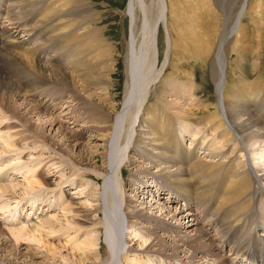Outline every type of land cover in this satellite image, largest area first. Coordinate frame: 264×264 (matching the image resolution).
<instances>
[{
    "label": "bare ground",
    "instance_id": "6f19581e",
    "mask_svg": "<svg viewBox=\"0 0 264 264\" xmlns=\"http://www.w3.org/2000/svg\"><path fill=\"white\" fill-rule=\"evenodd\" d=\"M4 1L6 2V0ZM243 1L241 11L236 16L232 28L230 22L225 21L216 54H213L214 46L208 43L212 36L210 32L208 33L209 41L207 40L202 45L192 44L193 46L197 45L195 50L198 51L193 52L202 60L206 61L207 59L208 62L212 54L214 55L212 64L216 73L214 74L216 103L213 101L215 105H211V103L209 107H203L208 110L214 109V113L212 112L214 116L209 121L213 131L205 136L209 124L205 125L204 123L207 121L202 120V117L196 118V111L194 112L191 108L177 111L176 113L182 115V118H179L175 114L176 117L171 115L162 104L164 101L168 103L170 101L168 97H172L175 93L170 87L161 84L153 92L152 86L155 83L152 82L154 78H152V73L160 72L156 67L158 58L160 59L159 53L156 51L159 48L160 25L165 24L167 19L168 4L166 0H157V13L155 12L156 8L153 9V5L149 7L145 0H129L128 2V8L124 15L128 16L130 21L127 65L128 72L130 69L131 85L129 83L122 111L117 112L115 120L112 116V113L115 112L113 111L114 106L111 104L113 95L110 94L116 87L114 80L111 79V77L115 78L113 71L115 65L112 62L113 59H109L110 50L115 46L110 50H108L109 48L104 50L101 38L98 39L99 37L95 36L97 33L94 34L85 25L82 27L74 25L71 22L72 18H77L80 13H76L75 9L70 11L67 0H49L47 3L45 2L46 4L40 11L44 0H9L8 3H3L0 0V11L1 6L3 8L2 14H0V69H2L0 79L5 90L15 97L37 100L38 107L33 103L38 109H36L38 112L35 110L37 115L44 111L57 114L61 110L60 113H62H58L60 114L58 119L63 118L61 121L58 120L59 122L76 126L82 123V129L69 133L70 136L67 138L72 140V137L75 138V136L71 134H78V139L76 137L73 140L78 144H74L75 146L82 145L78 140L83 138L85 131L88 134L92 132L97 134V137L93 138L95 142L102 141L106 145L103 146L104 160L98 171L89 170L88 166L86 169L83 168L84 163L90 162L92 159H89L92 155L85 152L84 156L82 153H76L79 156L77 159L80 164L77 161H71L70 167L67 165L71 170L82 172L83 177L88 180L91 179L98 184L103 182L104 190L101 192L95 186L79 180L75 183L78 193H75L77 197H74L66 190L71 185L61 187L60 193L56 195L59 198L62 218L41 219L36 226L40 233L37 232L39 235L33 236L34 240L44 244L47 251L44 258L56 259L58 250L63 247L68 250V254L73 252L70 259L63 257V263L66 264H75L77 261L76 264H119L116 260H118L122 244L125 243L124 250L134 262L128 264H229V261H231L230 264H264V82L256 80V82L248 83L246 79L244 80L245 75L242 76L239 73V64L233 67L231 63V68H229L230 64L228 63L227 45L240 32V26L246 14L245 9L249 3V0ZM78 18L77 20H82L80 17ZM52 42L61 44L60 46L63 48L61 52L64 54L58 50L55 53L53 49L47 53L46 46ZM173 46L176 47V45ZM66 49H70V51ZM106 50L109 52H105ZM111 52L114 54V51ZM10 60H12L11 67ZM179 64L184 68L182 62ZM9 67L10 69H8ZM27 71L36 74L42 80L32 78L34 81L30 82L29 75L23 74ZM191 71L184 72L191 75ZM178 73L182 74V70ZM235 77H241L244 80L243 84L239 83L241 80L231 85V79ZM45 81L57 82L63 92L60 95L44 92L40 86ZM80 83L85 87L100 85L102 88L103 85L106 86L102 88L103 92L96 91L97 100L103 101L104 106L95 105L96 107H94L98 109L94 113H80L75 108L77 96L73 91L80 86L78 85ZM85 91L87 92V90ZM175 91L180 93L182 89ZM149 95H153L155 100L158 99L160 104L154 102L152 105H148L145 109L147 115H144L140 120L141 127L135 129L134 123L139 115L137 109H141V105H144ZM81 96L82 94L80 98ZM89 100L90 103H93L91 99ZM258 100H261L260 106H256ZM200 106L202 105L200 104ZM35 108L33 107V110ZM40 109L42 110L40 111ZM10 111L0 106V116H2L0 118V139L4 143L0 152L17 153L19 151L18 161H22L30 155L32 157L36 153L43 156L44 152H52L57 157L63 156L57 150H53L54 153L52 147L47 145L48 143L45 144L43 140L32 135L27 124H23V121L16 118ZM16 112L18 111L16 110ZM18 114L20 115V112ZM37 115L35 116L37 117ZM55 121L52 124H57ZM105 133L108 134L106 140L103 139ZM187 136L193 142L186 148V154L188 150L191 151V154L201 150L205 153L201 152L200 160H190L188 157L182 159L184 163L181 164L178 161V148ZM176 137L180 138L179 143L176 142ZM60 141L62 142L63 138ZM87 143L91 148H95L91 142ZM133 144L132 151L134 153L127 155ZM228 146H233L234 149L233 155L226 159L224 152ZM97 147L99 146L97 145ZM181 156L183 157V155ZM236 156H238V160L235 159ZM31 159L33 160V158ZM36 161L33 165H26L28 169L26 183L20 185L24 189V193L27 192V196L35 192L38 193L40 189L51 188L53 183H48V181L55 179L60 173V170H57L59 169L58 163L54 158L48 162ZM149 163L158 164L159 168L156 169L154 175L150 176V179H146V182L163 190L159 192L158 196L168 194V197L164 195V198H170L172 202L180 201L181 204H184V208L173 210L171 206H167L169 202L166 199L161 203L152 200L151 192L145 193L144 198L141 196L137 198L130 197L129 194L127 196V191L123 192L121 189L123 187H119L121 189L119 191L116 190L119 183L116 178L118 170L124 173L126 168H131L130 170L149 172L153 167ZM46 169H50L52 173H46ZM1 171L0 168V173ZM2 178L3 176L0 177V192L10 196L17 194L16 188L19 184H3ZM65 183L67 184V181ZM136 184L135 186H139L144 183ZM145 186L150 187L147 183ZM168 188L176 191L164 192ZM128 192H132V189H128ZM251 192H255V196L263 201L248 202L246 196ZM134 194L137 195L136 192ZM192 197L195 198V203L193 200L191 201L192 212H189L187 210L190 206L187 200ZM45 198L37 202L38 207L43 205L48 196ZM80 198L81 200L85 199L89 206L83 205ZM165 202L168 203L165 204ZM45 206L52 208L50 204ZM37 214L36 211L35 215ZM95 214L100 217L104 215V220L98 221L97 217L94 220L92 215L94 217ZM223 215L224 218L220 219ZM123 217H125V225L122 222ZM205 218L207 220L203 221ZM242 219L244 220L242 221ZM143 220H145V225L140 224ZM62 221L63 223H61ZM147 222L148 225H146ZM216 222L221 229L223 228L222 232L219 229L220 235L212 234L216 227L213 225ZM247 224H250L251 232L248 234V230V232L246 231L248 236L241 237L238 232ZM99 225L102 228H99ZM12 229L10 232L16 237L18 243V237L24 235L27 228ZM122 231H127L125 238ZM163 231L171 233L160 235V232ZM81 235L87 236H84L85 238L82 240H80L82 237H78L77 240V236ZM103 237H105V245L99 242ZM62 238H65V242L62 241ZM140 238L142 241L144 240L143 243L138 242ZM50 239H61L60 241L64 244L59 248L57 244L51 243ZM9 240L11 239L7 231L0 225V253H2V246L8 247L6 243ZM47 240L48 242H46ZM67 241H70V244ZM226 248L229 251L225 256L223 253ZM75 251L82 254L79 260L76 259ZM21 254L20 251L19 254L11 255V258L6 256L5 260L0 257V264H23L21 260L25 255ZM34 256L39 257V252ZM27 258L30 259V263L37 264L33 256ZM215 258L217 259L214 261ZM45 262L49 264L48 261Z\"/></svg>",
    "mask_w": 264,
    "mask_h": 264
},
{
    "label": "rangeland",
    "instance_id": "374dc122",
    "mask_svg": "<svg viewBox=\"0 0 264 264\" xmlns=\"http://www.w3.org/2000/svg\"><path fill=\"white\" fill-rule=\"evenodd\" d=\"M2 1H3V3L9 2V0H6V2L4 0H2ZM47 1H49V0H44V3L40 7L39 11L47 3ZM166 1L168 4L167 19H166L165 24L160 25V28L158 31V43H159L158 46H159V48L156 51V53H159V57H160V59L158 58V62H157L156 67L159 69L160 72H153L152 73V78L154 77L156 79V80L154 78L152 79V82L154 81L153 84L155 83L152 86L154 88L153 92H154L155 88H159L161 86V84L170 87L171 90L175 93L172 95V97H168V100H170L168 103L166 101H164L162 104L169 110V113L171 115L175 114L179 118L180 117L182 118V115L176 113L177 111H180V110L184 111V110H188L190 108L193 109L194 112L196 111L197 112L195 115L196 118L202 117V120H204L205 122L207 121L204 124L205 125L209 124L208 132L205 134V136H206L213 131L212 130L213 128L211 127V123H209V121L214 116V114H212V112L214 113V109L208 110L207 108L204 109L203 107L204 106L209 107V105L211 103H212L211 105H215V103H216V93H215L216 91H215V85H214V79H215L214 74H216V73H215L214 65L212 64V62L214 60L213 54H216V52H217V49L219 46L218 43H219L220 34L224 28L225 21H228V23L230 22V27L232 28V26L235 23L236 16L241 11L240 9L242 8L244 1L243 0H166ZM67 2H68L67 4H68L69 10L72 11L75 9L74 11H76V13L77 12L80 13L78 17H80V19H82V20H77V19H79L78 17L74 18V19L72 18L71 22L74 23V25L77 24L76 26H78V27L80 25H81V27L85 25V27L88 30L93 31L94 34L97 33V35L95 34V36L99 37L98 39L101 38L100 40L104 46V50L107 48H109L108 50H110L111 48H113L115 46L113 49L110 50V53L112 54V56L110 54V57H109V59H111V60L113 59L112 62L115 65V66H113L115 78L111 77V79L114 80L116 87L114 88L113 91L110 92V94L112 93L111 95H113L112 96L113 101H111V104L114 106L113 111H115L113 113L111 111V113L113 114L112 116L115 120V116H117L118 113H120L122 111L124 100H125V97H126L127 92H128L129 83L131 85V81L129 78L130 69L128 72V65H127L128 64L127 42L129 40L128 34L130 31V21H129V17L124 15V13L126 12V10L128 8L129 0H67ZM145 2L149 7L153 5L152 8L153 9L156 8L157 10L155 9V12L157 13V11H158L157 0H145ZM246 8H247V9H245L246 14H245V18L242 22L243 25L241 24V26H240V30H239L240 32H238L237 35H235V37H233V39L230 40V42L228 44L229 46L227 45V47H228L227 48V50H228V63L230 64L229 68H231V63L233 65V67H236L239 64V73H241L242 76L245 75L244 80L246 79L248 83L256 82V80L264 82V0H249V3L247 4ZM2 10H3V8L1 6L0 14H2ZM155 15L157 16V14H155ZM75 20L78 22H76ZM89 25L91 28L89 27ZM209 32L211 33L212 36L210 37L211 40L208 43L210 45L214 46V53L212 54L210 60L207 62V59L205 61V60H202L200 57H197V55H195V53L193 51H198L197 49L195 50V46L197 47V45L193 46L192 44L198 43V45H202L204 42H207V40L209 41V34H208ZM49 44H48V46H46L47 53L49 52L50 49H53L55 51V53H56V50H58L60 53L64 54V52H61L63 50V48H61V46H60L61 44L58 45L57 43L55 44V42H52ZM173 45H176V47ZM66 50L70 51V49H66ZM66 50H65V52H67ZM108 50H106L105 52H109ZM111 51H114V54ZM190 55H191V58H190ZM157 56H158V54H157ZM186 58H188V59H186ZM234 59H235V61H233ZM10 61L11 62H9V63H10V67H11L12 60H10ZM237 61H238V63H237ZM180 62H182V64L184 65L183 66L184 68L181 67V65L179 64ZM189 62H191L190 65H189ZM235 62H236V65H235ZM44 63H46V62H44ZM186 63H188V64H186ZM212 65H213V67H212ZM10 67L8 69H10ZM181 70H182V74L178 73ZM1 71H2V69H0V72ZM13 71H14V69H13ZM184 71H191L192 74L187 75V74H185L186 72H184ZM158 73H160V74H158ZM212 73H213V75H212ZM1 74L2 73H0V75ZM23 74L24 75L26 74L27 76L29 75V81L30 82L34 81L33 79L36 80L37 78L38 79L40 78L39 76L37 77L36 74H33L31 71L24 72ZM10 76L13 77L12 74H10ZM27 76H26V78H28ZM156 76H158V77H156ZM241 80H242L241 77L232 78L231 79V85L233 83L239 82ZM244 80H242L239 83L243 84ZM54 83H55V81H51V82L45 81L44 84L40 86V88H43L42 90H44V92L45 91L49 92V94L55 93V94L60 95V93L63 92V89L61 88L60 85L57 84V82L55 83V85H54ZM229 84H230V81H229ZM78 85H80V86H78V88L76 90L73 89V91H75L76 94H75V92H72V91H70V93H74L77 96V105L75 108L77 110H79L80 113H85V114L86 113H88V114L94 113L95 111H97L96 109H98V108H95L96 106H104L103 101L97 100L98 96L96 94V91L97 92H103L102 88H104L106 86L103 85L102 88H100L101 87L100 85L95 86V87L87 86L88 87L87 88L82 83H80ZM82 86H84V87L82 88ZM3 87H4V85L2 84V80L0 79V106L4 107V109L7 111L11 110L10 112L13 113L16 118L23 121L22 122L23 124H27L26 126H27V128L30 129V132L32 133V135L37 136L39 138V140H43L45 142V144L48 143L47 145L52 147V151L57 150V152L61 153L63 156L57 157L52 152L51 153L44 152L43 156L41 155L42 156L41 157L40 154L33 152V153H36L33 155L34 157L33 156L31 157V155H30V157H26L24 160H22L24 162H22V161L17 160L20 157L19 151H17V153L16 152H8V153L0 152V168L2 169V171L0 173V177L3 176L2 179L5 181V182L3 181V184L4 183L6 185L7 184H9V185H18L19 184V186L16 188L17 194L10 196V195H6V194L0 192V225H2V227L7 231V234L9 236V238L11 239V240H9L8 243H6L8 247H6V245L1 247V251H2L3 255H2V253H0V257H3V259L6 256L11 258L12 257L11 255H16L17 253L19 254L21 251L22 252L21 255L26 256V257L24 256V258H22L23 260H21V263H23V264H24V261H25V264H32L33 263V262L30 263V259L27 258L30 256L31 257L33 256V259L37 264H40V263L47 264L45 261H48L49 264L50 263L51 264H66V263H63L64 262L63 257H69L68 259H70V255L73 254V252L68 254V252H67L68 250H66V248L62 247V245L64 244L62 241H64L65 238L64 239L62 238L63 239L62 241H60L61 239H56V240L50 239L49 241H51V243L57 244L59 248L62 247V248H60L61 252L59 249L58 251L60 253L58 252V255H57L59 257L56 256V259L44 258V255L47 254L46 248H44V244H41L38 241L33 239L34 235L38 236L40 233L38 227L36 228V226H37V223L41 219H46V218H51V217H54V219L55 218L58 219V217L60 219L62 218L61 213H60L61 207L59 206V198H57V195H56L57 193H60L61 187H64L65 185H71V186L67 187L66 190L68 193L73 194L74 197L75 196L77 197V195L75 193H78V190L76 189L75 183H76V181L82 180L83 182H86L89 185L95 186V188H98L99 190H101V192H103V190H104L103 182L101 184H98L96 181H92L91 179L88 180L86 177L85 178L83 177V174H81L82 172H77L75 170H71L69 167H70V164L74 161H77L78 164H80L79 163L80 161L78 160L79 156H77L76 153L77 154L82 153L84 156V152H85L86 154L89 153L90 155H92L91 157H89V159L92 158L93 161H92V159H90L91 163L89 161L84 163L85 167L83 166V168L86 169L88 166L87 169H89V170L91 169V170H97L98 171L99 169H101L100 165L104 160L103 157H104L105 150L103 148L106 146L105 142H102V141L95 142V140L93 138L97 137V134H95L93 132L88 134V132L85 131V132H83L84 133V135L82 136L83 138L78 140L82 143V145L81 146H75L77 144V142H73V140H75L76 137H77L76 139H78V136H77L78 134L77 135L71 134V135L75 136V138L72 137V140H69L67 138L70 136L69 133H71V132L73 133L76 130H81L82 129L81 128L82 123H79L76 126V125H72V124L67 125V124H63L62 122H59L63 118V117H61L60 120L58 119V118H60V117H58V115H60L62 113V112L60 113L61 110H59V112H57V114L51 113L49 111H44L45 113L42 112V113L37 115L35 113V110L37 109V108H35V106L37 105V107H38V104H39V102H37V100L31 99V98L24 99L21 97H15V96L11 95V93L9 91H6L5 87L4 88ZM97 87H99L100 89H98ZM81 89H83V90H81ZM179 89H182V91H180V93H179V91L178 92L175 91V90H179ZM77 90H79V91L81 90L83 92H81V91L78 92ZM85 90H87V92ZM44 92H41V93H44ZM94 93H95V95H94ZM78 94H80V95L82 94L81 98H80V95H78ZM85 94H86V96L88 94V96L87 97L84 96ZM90 95H92V96L90 97ZM84 99H85V101H84ZM89 99H91V102H93V103L95 102V103L94 104L90 103ZM155 99L156 98H154L153 95H151V96L149 95V97L146 101L147 103L145 102L146 104L144 103V105H141V109L140 108L137 109V112L139 111V115H138L137 121L134 123L135 129L141 127L140 120L142 119V117L144 115L145 116L147 115L145 112V109L148 107V105H152L154 102L160 104L158 99L157 100H155ZM86 100L89 102H87ZM213 101H215V103ZM101 102H103V103H101ZM260 102H261V100H258L256 102V106H260L262 104V103L260 104ZM25 103H27L28 105ZM33 103L36 105H34ZM200 104L202 106H200ZM20 105H21V107H20ZM90 105H92V106H90ZM33 107L35 108L34 110H33ZM16 110L18 112H16ZM41 110L42 109H40V111ZM29 111H31V112H29ZM33 111H34V113H33ZM19 112H20V115L18 114ZM58 113H60V114H58ZM47 114L48 115L50 114L52 117L50 115L48 116ZM199 114H201V115H199ZM18 115H19V117H18ZM35 115H37V117ZM1 117L2 116H0V118ZM55 118H56V121H55ZM53 121H55L57 124H54V123L52 124ZM6 123H7V121H6ZM114 123H115V121H114ZM66 130H68V131H66ZM3 134H2V136H3ZM50 135H51V137H50ZM106 136H108L107 133H105L104 138L103 137L102 138L104 140H106ZM113 136H112V139L114 138ZM62 138H63V141L61 142L60 139H62ZM175 139H176L177 143L180 142L179 137H176ZM182 141H183V144L181 146H179V148H178V161L181 164L184 163L182 161V159H184V158L189 157L190 160H200L202 158L201 152L205 153V151H203V150L198 151V152L196 151L193 154H191V151L188 150L187 154H186V148L191 146V143L193 142L192 140H190V138L188 136L185 137ZM58 142L59 143L61 142L60 144H62V145H60ZM87 142H91L92 143L91 145H93V146L95 145V148H91L90 145H87L88 144ZM97 145L99 147H97ZM3 147H4V143L0 139V150L1 151H2ZM99 148H100V150H99ZM133 148H134V144L130 148L131 150L130 149L128 150L127 155L128 154L132 155L134 153V151H132ZM233 149H234L233 146L232 147L228 146V147H226V150L224 149L225 150L224 156L226 157V159H228L231 155H233ZM183 151H184V153H183ZM71 155H73L74 157L73 156L71 157ZM181 155H183V157ZM31 158H33V160ZM53 158H54V160H56V163H58L57 165H58L59 169H57V170H60V173H58V175L55 179L48 181V183H53V186L49 189L43 188V189H40L39 191L37 190L38 193L37 192H35V193L29 192L32 194L31 195L28 194L29 196H27V194H26L27 192L24 193L25 192L24 189L20 186V185H24L26 183L25 180H26V177L28 176V174L26 172L28 169L26 167L33 165L35 163L34 161H36V160L48 162V161H51ZM63 158H64V160H63ZM65 158H66V160H65ZM236 158L238 160V156H236L235 159ZM81 164H82V162H81ZM67 165H69V167ZM140 165H142V164H140ZM149 165L153 166L149 172L146 170H135V169L130 170L131 168L130 169L126 168V172H124V173H121V171L118 170V172L116 173V178H117V181L119 183H118V188L116 190L119 191V190L123 189V192H124V190L127 191V196L130 195V197H137V198H140L139 196L144 198L145 193L151 192L152 200H156V201H159L161 203V202H164L166 199V200H168L169 204H167L168 202H165V204H167V206H169V207L171 206L173 208V210L184 208V204H181L180 201L179 202L178 201L172 202L170 198H164V195H166V197H168V194H163V195L161 194V196H158V194L160 195L159 192H162L163 190L159 189L160 187L155 188L153 184L151 185L148 182H146V179H150L151 178L150 176L154 175V173L156 172V169L159 168L158 164L149 163ZM96 167H98V168H96ZM48 170L46 169V173H52V171L50 169H48ZM88 173H92V172H88ZM11 175H13V176L11 177ZM62 180H63V182H62ZM66 181H67V184L66 183L64 184V182H66ZM139 182L140 183L143 182L144 184L143 185L140 184L139 186H135V185H137L136 183H139ZM145 183H147V185H149L150 187L145 186ZM119 187L120 188L123 187V188L119 189ZM128 189H132V192H128ZM169 191H176V190L172 189V188H168V190H166L164 192H169ZM49 192H50V194H49ZM134 192H136L137 195H135ZM255 195H256L255 192L249 193V195L246 196L247 201L248 202L253 201V203L257 200H258L257 202L263 201V200H260L259 197L255 196ZM46 196H48V199H47L48 201L46 200L41 207H38L37 202H39L40 200H42ZM148 196H149V194L146 197L148 198ZM162 196H163V198H162ZM174 200H176V199L174 198ZM192 200L195 203V198H193V197L191 199L187 200L188 204L190 206V208L187 210L189 212H192L191 211L192 210V206H191ZM80 202H82V204L85 206H89V203L85 199L81 200V198H80ZM118 202H119V200H118ZM49 204L52 205V208H49V206H47V207L45 206V205H49ZM53 206H55V207L53 208ZM36 211L38 212L37 215H35ZM123 211L124 210L122 209V212ZM157 214H159V213L157 212ZM123 215H124V213H123ZM38 217H40V218L37 219ZM92 218L94 220L97 219L98 221L104 220V215L102 217H100L99 215L95 214L94 217L92 215ZM207 218H209V217L207 216ZM222 218H224V215L220 219H222ZM124 220H125V217H123V221H122L123 224L125 225ZM204 220H207V219L205 218V219H203V221ZM243 220L244 219H242V221ZM141 222H142V223H140L141 225H145V220H143ZM61 223H63V221ZM146 225H148V222L146 223ZM20 227L21 228L24 227L25 229L26 228L27 229H26L24 235H22L21 237H18L19 241L17 243L16 237L11 234L10 230H13L12 228L17 230ZM213 227H215L216 230H214L215 228L213 229V232L210 230L212 232V234L213 235H220L219 229H221V227L218 226L217 222L214 223ZM99 228H102V226L100 227V225H99ZM237 228H238V226H237ZM37 229H38V231H36ZM222 229H221V232L223 231ZM88 230H90V228H88ZM241 230H239L240 232H238V233H240L239 235L241 237L242 236H248L247 235L248 230H249L248 234H250V232H251L250 231V224L249 225L247 224L245 227H242ZM214 231L216 233L217 232L218 233L216 234ZM37 232H39V233H37ZM103 232L105 233L104 230H103ZM163 232H160V235H169L171 233L169 231H167V232L163 231ZM122 233L124 234L123 236L125 238L127 235V231L126 232L122 231ZM30 235L32 237V240H31ZM84 236L86 237L87 235L77 236V240L80 237H82V238H80V240L84 239L85 238ZM21 238H23V239H21ZM104 238L105 237H103L102 240H99V242L103 243V245H105V239ZM139 240H140V241H138L139 243H143V241H144V240L142 241L141 238ZM46 242H48V240ZM67 243L70 244V241H67ZM124 244L125 243L122 244V247H121L122 249L120 251L118 260H116V261L119 264L134 263L133 260L127 256V251L124 250V247H125ZM3 247H4V249H3ZM16 248L19 249V252H18V249H16ZM70 248H72V247H70ZM106 249H108V248L106 247ZM127 250H128V248H127ZM7 251H9V252H7ZM228 251H229L228 248L224 249L223 255L225 254V256H226ZM38 252H39V257L34 256V254L35 253L37 254ZM74 253H75L77 260H79L80 257H82L81 252L75 251ZM124 256L126 257L125 259H124ZM217 258H215L213 260L215 261ZM230 262L231 261H229V264H230ZM76 263H78V261Z\"/></svg>",
    "mask_w": 264,
    "mask_h": 264
}]
</instances>
